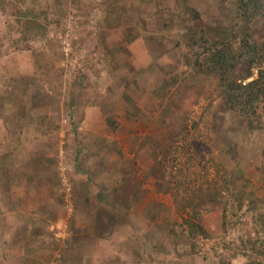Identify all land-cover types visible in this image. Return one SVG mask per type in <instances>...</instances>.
<instances>
[{"label": "rangeland", "instance_id": "obj_1", "mask_svg": "<svg viewBox=\"0 0 264 264\" xmlns=\"http://www.w3.org/2000/svg\"><path fill=\"white\" fill-rule=\"evenodd\" d=\"M188 4L203 25L230 18L221 0ZM176 8L0 0V264H248L241 243L264 218V130L245 135L231 112L214 123L225 99L215 78L184 64ZM197 136L204 158L183 148ZM218 164L241 172L256 207H227L225 230L224 206L206 204L194 221L209 237L193 249L165 182L214 181Z\"/></svg>", "mask_w": 264, "mask_h": 264}, {"label": "trees", "instance_id": "obj_2", "mask_svg": "<svg viewBox=\"0 0 264 264\" xmlns=\"http://www.w3.org/2000/svg\"><path fill=\"white\" fill-rule=\"evenodd\" d=\"M221 2L231 6L230 18L226 25L207 23L203 25V15L188 4L189 0H176L178 8L172 11L174 17L172 21L177 25L178 32L182 33L180 39L185 42L187 48L184 64L200 75L215 78L219 83L225 104L220 114H214V123L218 121L217 115L224 116L231 112L235 118L245 122L246 129L243 133L246 135L264 130V35L262 37L258 35L260 26L264 31V0ZM110 9L111 11H108L110 22H119L117 9ZM162 9L161 11L168 8ZM190 22L197 27H189ZM167 26L169 28V25ZM138 37L134 38V41ZM181 45L184 44L180 43L179 46ZM253 70L258 71L257 79L245 83L252 78ZM207 111V114H210L209 109ZM107 122L113 130H117L116 120L108 118ZM187 139L188 136L184 140ZM183 148L196 151L197 158H204V151L208 150L198 136L191 142H186ZM178 166V163L173 162L171 169ZM215 173L217 175L214 176V181L209 176H204L205 181L193 176L186 179L174 176L173 181L165 182V190L173 195L180 214L188 215L190 218L186 221L188 231L185 233L192 240L193 249L200 236L209 237L203 225L194 221L201 218L200 209L206 204L224 206L225 230L230 224L227 207L237 204L238 210L242 211L247 200L256 207L252 193H248L246 186H243L246 180L239 170L235 168L230 170L218 164L215 165ZM255 222L261 230L255 232V235L257 233L255 238L251 230L249 231L247 240L241 243V252L245 253L248 264H264V243L260 238L261 232H264V218L258 216ZM171 233L169 237L174 238L172 242L177 247L180 235L175 229H172Z\"/></svg>", "mask_w": 264, "mask_h": 264}]
</instances>
